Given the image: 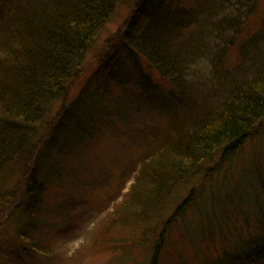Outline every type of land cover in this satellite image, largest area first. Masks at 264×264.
<instances>
[{
  "label": "trees",
  "instance_id": "obj_1",
  "mask_svg": "<svg viewBox=\"0 0 264 264\" xmlns=\"http://www.w3.org/2000/svg\"><path fill=\"white\" fill-rule=\"evenodd\" d=\"M121 1L0 0V207L10 213L0 230V264H55L45 242V231L52 225L43 215L44 194L52 182L64 183L61 163L75 159L80 147L92 143L104 118L114 113L123 118L127 112L119 103L113 111L105 108V93L92 91L90 85L76 98H68L72 80ZM260 1L140 0L128 31L121 35V46L138 52L188 95L197 90L193 79L197 62L212 50L217 58L214 74L221 79L219 66L227 45L235 44ZM244 48L243 59L249 55L255 66L262 67L259 74L237 88L214 117L203 115L200 126L176 142L174 154L160 160L158 167L148 166L149 160L142 164L125 211L136 206L134 216L160 215L178 187L200 176L211 180L259 134L264 123V21ZM89 99L95 101L94 108L86 104ZM195 99L182 103L183 109ZM186 117L179 119L184 122ZM15 166L20 170L15 172ZM205 180L169 216L157 238L141 239V246L153 252L147 264H159L164 248L170 264H188L183 261V247L192 248L195 264H208V247L198 240L212 226L208 220L212 201L201 193ZM259 185L264 190V181ZM210 189L205 190L210 193L207 198L215 200L216 190ZM253 198L258 202L261 197L255 193ZM256 210L259 227H264V208ZM17 221L21 224L14 228L21 247L3 237ZM217 221L230 225L228 218ZM177 224L180 233L173 241ZM248 243L219 264L264 262V234Z\"/></svg>",
  "mask_w": 264,
  "mask_h": 264
},
{
  "label": "rangeland",
  "instance_id": "obj_2",
  "mask_svg": "<svg viewBox=\"0 0 264 264\" xmlns=\"http://www.w3.org/2000/svg\"><path fill=\"white\" fill-rule=\"evenodd\" d=\"M139 2L122 0L119 3L91 47L83 68L69 86L70 99L90 85L92 91L105 93V108H113L119 103L127 112L123 118L114 113L111 118L102 119L100 132L92 143L80 147L75 159H65L61 163L64 183L52 182L44 194L47 213L43 215L52 225L45 231L48 232L45 242L56 259L55 264H147L148 256L153 252L150 247L141 246V239L152 241L157 238L165 221L193 188L204 184L205 178L208 182L201 193L206 201H212L208 215L212 226L211 232L207 230V236L198 240H203L204 246L208 247L210 261L215 264L225 262V257L242 251L251 239L261 238L264 234L256 210L258 206L264 208V190H259V184L264 181V123L259 134L246 143L230 167L226 165L211 180L200 176L183 183L160 215L140 218L134 216L136 206L124 210L128 204L126 200L130 201L134 186L142 175V164L149 160L148 166L156 168L160 160L174 154L173 145L186 134L193 133L200 126L203 115L214 117L225 102L233 99L234 91L259 74L262 68L255 66L249 55L244 59L243 56L246 41L264 21V0L260 1L256 14L243 27L235 44L227 45L225 59L219 66L223 77L220 74L219 80L214 74L215 52L201 55L196 64L197 74L193 77L197 90L188 95L177 90L138 52L121 46V35L128 31ZM221 81L225 83L220 85ZM192 98L195 102L183 109L181 104ZM94 103L91 99L86 102L89 106ZM181 117H186L184 122L179 119ZM20 168L15 166L13 170L17 172ZM209 188L216 190L215 200L207 198L210 193L205 190ZM255 193L261 197L258 202L251 199V194ZM7 213L8 209L0 207V230L10 215ZM219 218H228L230 225L220 226ZM19 224L18 221L13 224L3 237L21 247L24 244L14 228ZM176 226V230H172L173 241L180 233V225ZM165 251L164 248L159 253V264L171 262ZM173 252L178 254L177 250ZM182 252L184 262L195 264L192 248L183 247Z\"/></svg>",
  "mask_w": 264,
  "mask_h": 264
}]
</instances>
